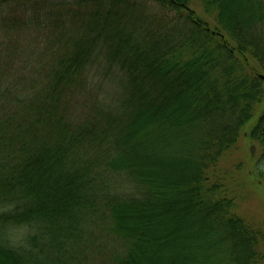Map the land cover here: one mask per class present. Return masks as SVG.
<instances>
[{"label":"trees","instance_id":"trees-1","mask_svg":"<svg viewBox=\"0 0 264 264\" xmlns=\"http://www.w3.org/2000/svg\"><path fill=\"white\" fill-rule=\"evenodd\" d=\"M259 76L264 0H0V264H264L216 171Z\"/></svg>","mask_w":264,"mask_h":264},{"label":"rangeland","instance_id":"rangeland-1","mask_svg":"<svg viewBox=\"0 0 264 264\" xmlns=\"http://www.w3.org/2000/svg\"><path fill=\"white\" fill-rule=\"evenodd\" d=\"M190 9L195 12L196 16L207 21L211 26L214 25L212 19L203 13L199 4L195 3ZM161 12V8L157 6L150 7L148 10L149 14L156 13L163 18ZM30 40L31 43L27 44L38 49L41 38L33 35ZM251 123L245 127L244 136L239 140L234 150L227 153L216 171L218 170V177L225 183L226 189L236 199L235 212L237 215L248 220L262 222L264 220V184L259 174L264 177V159L262 158L264 148L248 139ZM252 147L254 148L253 155H251ZM168 212L159 213L158 217H154L153 225L157 227L164 225L167 216L171 215Z\"/></svg>","mask_w":264,"mask_h":264},{"label":"water","instance_id":"water-1","mask_svg":"<svg viewBox=\"0 0 264 264\" xmlns=\"http://www.w3.org/2000/svg\"><path fill=\"white\" fill-rule=\"evenodd\" d=\"M259 78H260L261 80H264V77H263V76H259ZM253 151H254V148L252 147V148H251V155H253Z\"/></svg>","mask_w":264,"mask_h":264}]
</instances>
